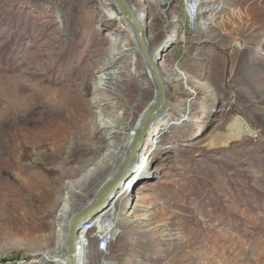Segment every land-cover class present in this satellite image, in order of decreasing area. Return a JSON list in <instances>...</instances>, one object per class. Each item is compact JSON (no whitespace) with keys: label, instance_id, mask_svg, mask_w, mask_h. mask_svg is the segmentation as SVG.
I'll return each instance as SVG.
<instances>
[{"label":"rangeland","instance_id":"rangeland-1","mask_svg":"<svg viewBox=\"0 0 264 264\" xmlns=\"http://www.w3.org/2000/svg\"><path fill=\"white\" fill-rule=\"evenodd\" d=\"M128 1L144 13L150 48L167 69L169 104L157 109L152 132L137 144L133 135L119 162L121 169L136 152L133 171L80 225V264H264V0ZM116 25L123 29L112 31ZM108 31L127 34L134 49L112 0H0V264H60L49 258L53 251L66 257L69 225L63 231L53 217L78 177L54 172L37 148L20 158L16 138L56 117L57 98L75 87L94 51L109 48ZM125 63L118 82L132 78L153 95L141 53L128 52L108 69ZM91 81L89 91L79 82V98L94 96L92 85L102 80ZM105 111L121 115L122 107ZM38 161L41 186H56L51 203L15 169ZM116 170L93 175L90 187ZM94 194L75 195L70 220Z\"/></svg>","mask_w":264,"mask_h":264},{"label":"bare ground","instance_id":"bare-ground-1","mask_svg":"<svg viewBox=\"0 0 264 264\" xmlns=\"http://www.w3.org/2000/svg\"><path fill=\"white\" fill-rule=\"evenodd\" d=\"M112 1L121 14L123 25L129 28V36L134 38L136 41L134 49L129 48L128 50V47L126 46L129 42V40H127V34L119 35L117 37V34H113L108 31L109 33L105 36V38L109 42V48L94 51V55H97V57L92 58L89 62V66L87 65L80 74L75 76V79L78 82L75 84V87L73 89L68 88L65 94L60 95L59 98H57L56 103L58 104L60 111L58 114H56V117L48 116L46 118H43L42 121H40L36 125V127L30 130L27 134L19 135L16 138V154L17 156L19 154L20 158L25 154L24 149L30 150L37 148L38 151L35 154L37 158L44 160L47 163L51 162L54 167V172L60 173L62 176H66L69 178L78 177L73 182V184H70V191L73 194L69 195L67 198L59 199L60 203L58 207L61 206V214L57 216V214L55 213L53 217V221H60L59 225L60 227H62L63 231L66 230L68 225L70 228L72 219L79 212L78 211L77 213H75L71 220V217H68L70 216L71 211L77 203V200L75 199V195L77 193H81V196H90L95 192L93 197L88 200V202L83 206V208H81V210L85 208L95 209L101 207L109 201L113 188L118 185L117 183H119V181L122 179L124 172L128 171V173L130 174L135 166L133 160H135L136 158V152L134 153V156H132V160H128L129 162H126V165L122 166L121 169L119 165V162H122L125 155L128 154L129 144L133 138V135H136V137L134 136L135 142L137 140L139 142L142 136L147 131L151 130L152 132L154 130V126L156 125V116L158 115V111H160L157 109H160L165 103L167 105L169 104V84L164 74L167 69L163 67L162 63H159L155 59V50L150 48L149 37L145 31V20L143 19L144 13L142 15L137 14L134 7L127 0L129 5L131 6L133 14L136 16L139 24L143 28V37L147 45L148 55L151 61L155 64L159 72L161 82L165 87L164 96L166 101H164L161 106H159V102L162 95L160 93L161 91L159 90V85L156 82L153 72L148 66L145 57L141 52L133 28L127 17L121 11L118 3L115 0ZM112 28V31H120L121 29H123L121 25H116ZM121 48H123V50H121ZM247 49V47H243L240 50L245 51ZM128 52H132L134 55H136L138 52L141 53L143 61L148 67V73H150L152 78V81L151 79L150 81L155 83V86L153 88V95L149 93V90L143 89V87H139L137 82L132 78H129V80H126L122 83L118 82L122 80L121 77L125 75L129 64H121L117 67V70L108 69L110 66L118 63L119 60H125L127 58ZM137 63H139V60L133 61L134 66ZM93 69L96 70V72H100L101 74L95 75L93 73ZM174 74L178 75L175 72ZM94 79L102 80L101 83H95L94 85H92L94 87L92 93L94 96L86 99L79 98L76 93L77 88L80 86L79 82H83L86 89H88L89 91V87L91 86L92 82L91 80ZM141 81L142 84L145 83L144 80ZM100 89H104L103 91L105 94L103 96H100L98 94L95 95V93L97 91H100ZM258 90L259 88L255 89L256 92ZM121 91H125L124 103H120L122 99V97L120 96ZM109 95L110 97H107ZM151 98L152 100L148 103L149 99ZM258 103H260L259 100L253 102V104L256 106L258 105ZM108 106L116 108L122 107L121 115L117 113L108 114L105 111ZM93 107H96V110H92ZM140 112H142V115L137 121V126L135 127L134 132L130 135L129 138H126L125 136L127 134L125 136L123 134H125L133 125ZM99 115H101V117H99ZM109 139L110 141L107 142V140ZM138 142H136V144ZM135 149L136 148H134V150ZM101 151L104 152L102 158L97 156V154ZM86 155L91 156L89 158H85ZM73 156H75V159L72 158ZM73 161H76L78 163V166H72L71 164ZM90 164L91 168L86 170L83 176L80 177L83 169ZM44 165H46V163ZM37 166L41 167L39 161L30 163L26 165V167L16 166L15 169L17 170L18 175L27 176V185L29 187L36 191L43 189L46 191L44 192V204H46V202L51 203L54 199L52 194L56 191V186L51 180L47 181L44 187L41 186L42 183H40L35 173L33 172L34 168ZM114 168H117L116 172L111 175L109 174L106 178H104L101 184H99L97 190H94L93 187H90L95 185L93 175H106V173H109V171L113 170ZM114 178H117L116 184L111 189H105L103 194L100 195V201L97 202L98 205L93 207L97 195ZM24 188L25 185L23 183V179H19L17 182V191L19 193H22V191L24 192ZM53 204L55 203H52V205ZM91 216H93L92 210H90L84 216L83 220L77 224L78 230L80 229V225L83 226L82 223L90 219ZM69 228L68 231L64 232L65 236H67L63 237V243H66L69 234ZM78 234L75 241V258L77 264H80L79 247H83L85 243L82 241ZM65 245L67 246V244ZM53 253L54 254H48L49 258H51L55 262H59L60 264H66L67 251L66 257L64 255H59L58 252L55 251H53Z\"/></svg>","mask_w":264,"mask_h":264},{"label":"water","instance_id":"water-1","mask_svg":"<svg viewBox=\"0 0 264 264\" xmlns=\"http://www.w3.org/2000/svg\"><path fill=\"white\" fill-rule=\"evenodd\" d=\"M115 1L118 3L121 11L124 13V15L127 17L128 21L130 22V24H131V26L133 28V31L135 33V36L137 38V42H138V45H139V47L141 49V52L144 55L148 66L152 70L156 82L159 85V88H160L159 90L161 91L160 93L162 95L161 96V100L159 102V106H161L164 103V101H166L165 96H164L165 95V87H164V85L161 82V78H160L159 72H158L155 64L151 61V59H150V57L148 55L147 45H146L145 39L143 37V28L139 24L136 16L133 14L131 6L129 5L127 0H115ZM116 182H117V178H114L111 182H109L100 191V193L96 197L95 204H94L93 207L98 205L97 202L100 201V195L103 194L104 190L107 189V188L111 189L116 184ZM91 209L92 208H85V209L79 211L74 216V218L71 221L70 228H69V234H68V237H67V240H66V244H67V260H66V264H77L76 258H75V252H76L75 241H76V237H77V234H78V231H79L78 228H77V224L83 220L84 216Z\"/></svg>","mask_w":264,"mask_h":264},{"label":"built area","instance_id":"built-area-1","mask_svg":"<svg viewBox=\"0 0 264 264\" xmlns=\"http://www.w3.org/2000/svg\"><path fill=\"white\" fill-rule=\"evenodd\" d=\"M197 0H195V2H196ZM197 3H198V1H197Z\"/></svg>","mask_w":264,"mask_h":264}]
</instances>
